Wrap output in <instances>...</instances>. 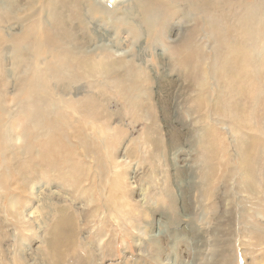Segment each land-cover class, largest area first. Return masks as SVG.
<instances>
[{
  "label": "rangeland",
  "instance_id": "374dc122",
  "mask_svg": "<svg viewBox=\"0 0 264 264\" xmlns=\"http://www.w3.org/2000/svg\"><path fill=\"white\" fill-rule=\"evenodd\" d=\"M41 1L43 0H39L43 4ZM173 1L178 2L173 5L171 0L168 1L171 2L172 9L162 13V17L157 16L151 27L142 24L148 31L139 38L136 29L126 25L121 13L112 20L110 23L112 27L108 29L116 32L117 44L120 45L119 41L124 40L133 45L132 54L129 56H133L134 77H129L126 69H122L120 73L126 75L121 81L123 84L118 82L110 86L112 83L107 84L100 79L99 84L96 83L98 85H92L91 97L96 101L93 116H84L71 109L53 114L52 108H55L56 104L61 105L69 96L73 97L70 93H74L70 91L71 87L61 86L62 83L60 84L58 80L50 82L46 87L35 86L28 89L27 85L23 89L21 99L33 97L36 92L38 93L36 98H27L20 104L25 102L31 105V108L27 109V114L36 110L39 115L33 117L30 114V117L32 122L40 123V128L34 130L27 128L26 119L22 122V127L17 133L23 135L25 147L33 144L32 139L35 136L42 135L46 130L49 132L47 141L40 139L34 145L36 151H44L41 158L32 157L36 166L38 165L36 168H43V172L38 175L39 182L42 181L43 193L36 206L38 196L34 193L35 190H19L20 183L13 186L17 188L15 190L9 187L10 183L7 180L3 182L6 190L14 192L0 194V264H12L11 260H14L12 250L18 245V240L23 239L29 249L37 241L34 234L37 224L33 220L22 225L20 224L22 219L14 220L12 217L14 208H17L19 213L28 206L34 208L32 210L36 217L43 221L44 226L58 222L61 218L58 211L62 207L66 208L67 216L72 217L75 225L67 227L64 224L65 227L69 230L78 228L77 234L82 233L89 246L88 250L82 249L81 246L77 247L76 258L80 263H85L89 258L92 260L101 258V264H122L125 261L123 257L127 256V264H147L150 255L145 253L147 256L144 254V258L139 257L137 247L134 245L140 238L139 231L145 224L143 220L145 209L137 198L143 189L148 203L156 199L155 196L160 198L156 213L152 211V215L157 217V214H162L170 229H174V225L180 221L179 215L183 208L190 216L189 223L182 232L188 234V239H179L174 255L168 248L166 240L162 238L163 250L159 257L164 262L173 260L172 264H189L197 261L200 257L195 250V244L199 237L198 227H202L208 228L207 235L215 240L212 248L214 251L211 250L208 254L211 257L208 264H264V195L256 196L255 191L252 194L248 190L243 170L238 167L242 158L237 140L239 138L240 142L243 140L254 142L260 148L251 161V168L255 171L256 180L264 187V138L258 134V129L264 125V59L261 60L257 53L243 49L237 52L230 45L232 42L235 43L229 35L236 33L233 29L237 22L230 7L231 2L234 4L236 0H226V8L219 5L212 10L217 14L223 12V20L221 17L213 19V26L217 32L207 29L205 22L197 16L191 0ZM57 2L61 6L64 3L62 0ZM133 2L138 3V0ZM247 2L252 3V0ZM160 3L155 2V6H159L158 12L161 13L167 7L160 8ZM87 4V0H65L64 10L62 9L60 13L65 17L67 14L68 21H71L68 28L73 29L67 32L64 38H71L70 42L75 45L89 41L86 37L90 34V25L83 20L76 22L75 17ZM258 7L257 19L258 21L260 19L259 24H263L259 25L263 30L264 0H259ZM135 9L139 11L141 7L136 5L131 9L136 14L133 17L137 19ZM119 18L122 20L121 24L117 21ZM52 19L55 23L54 18ZM204 19L208 20V17ZM173 25L183 27L176 43H171L167 39ZM126 28L128 31H125ZM237 28L238 32H241L238 22ZM43 34L42 37L46 41L53 37L52 33H45L47 36ZM141 41L143 46L138 50ZM39 52L38 56L37 54L34 56L37 63L45 56L42 51ZM249 65L253 69L259 65L261 68L257 72L252 69L247 70V74L241 72L242 67ZM204 74L206 79L208 78L209 90L200 91V82L203 81ZM80 77L82 78L81 74ZM213 83L218 88L215 95L209 87V84ZM54 84L56 89L53 90ZM82 84L85 85L83 82ZM78 92L83 94L81 90ZM211 97L222 106L218 112L212 109L211 104L203 107L198 105L200 99L206 103ZM236 104L240 110L237 118H234L228 111ZM83 111L87 112V109L83 107ZM23 119L20 118L18 121L21 122ZM10 128L11 124L3 121L0 133H5ZM210 128L215 132L216 153L212 162L208 164L200 143L204 131ZM229 129L237 131V136L229 134ZM258 139L260 141H257ZM4 140L0 137V149L2 143L3 147H6ZM125 144L128 150L125 151L128 152L125 155L129 163L123 166L117 158L120 155L119 148ZM174 147H180L176 149L178 156L175 155V158L178 166H182L175 170L169 161V151ZM250 149L254 151L252 146ZM2 152L4 150L0 154ZM2 160L3 157L0 155V171L4 170ZM33 161L29 162L32 166ZM115 165H118L117 168L112 170ZM211 167L215 171H212L213 182L209 188L202 187L204 176L211 174L208 169ZM25 168L29 170L28 167ZM134 170L137 173L136 183L129 184L133 183L134 179L128 178L130 172ZM31 175L34 177L35 174ZM186 176L189 179L194 177L192 181L195 183L186 181L183 185L186 196H181V191H177L174 181L176 178ZM192 184L196 187L194 192ZM53 192L60 194V201H56L57 195L55 197ZM147 213L151 215L150 211ZM99 237L103 238L104 242L102 252L98 249L103 254L102 257L99 256V251L95 252ZM41 250L44 251L43 246ZM168 254L173 256L172 259ZM34 256L37 261H43L46 259V252Z\"/></svg>",
  "mask_w": 264,
  "mask_h": 264
},
{
  "label": "bare ground",
  "instance_id": "6f19581e",
  "mask_svg": "<svg viewBox=\"0 0 264 264\" xmlns=\"http://www.w3.org/2000/svg\"><path fill=\"white\" fill-rule=\"evenodd\" d=\"M62 1L64 3L61 6L57 2V0H43L41 1L43 2V4L40 3L39 0H0V20H1L0 21V130L3 121H7L9 122V124H11L10 129H7L5 133H0V137L2 139H5L4 143L6 144V147H3V143H2L1 145L2 148L0 149V152L4 150V152L0 154L3 157V160L1 161L2 162L1 165H3L4 167V170L0 171V194L5 195L6 193L14 192L5 189V186L3 185L4 181L6 182L7 180L10 183L9 187L19 185L20 183L22 187L20 186L19 190L20 189H24L27 191L35 190L34 193L36 194V196H38L36 206L37 203L41 200V193H43V188L41 187L42 181L39 182L40 179L38 177V175L41 174V172H43V168H36L38 165L36 166L35 164L36 162L35 160L33 161L32 157L35 156L37 158H41V156L43 155L42 153L44 151H39V150L36 151L34 145L35 143L39 142L40 139L42 141L43 140L47 141V137H49V132H47L46 130L42 135L35 136L32 139L33 144H28L25 147L26 142L24 140V137L23 135L18 134L17 130L21 129L22 122L25 119L26 122L28 123V127H27L28 129L37 130L38 128H40V123L38 124L32 122L30 117V114L33 117H35V115L36 116L39 115L38 112H36V110H33L29 114H27V109L31 108V105H27L25 102L20 104L22 101H25L27 98L28 99L36 98L38 96V93L36 92L35 93L36 95H34L33 97L27 96L26 99H21L23 89L27 85H28V89L33 88L35 86L46 87L49 85L50 82L52 81L54 82L55 80H58L60 81V84L62 83L61 86L63 85L65 86V88L71 87L70 91H74V93H70V95H72L73 97L70 98L69 96V98H67L66 101L61 102L62 103L61 105L56 104L55 108H52V110H54L53 114L60 113L61 111H66L67 109L69 110L71 109L73 112L82 114L84 116H93L96 110L94 106V103L96 101H94L91 97L93 95L92 85L93 86L98 85L99 84L98 80L100 79L101 81L103 80L107 84L112 83L109 84L110 86L115 85V83L121 82L126 77L124 73H120L122 72V69H126L129 77H134L132 73L134 71L133 70L134 62L132 59L133 56L132 57L129 56L130 54H132L133 45L128 44L121 39H120L121 41H119L120 45L117 44L116 42L117 35H115L116 32L114 33V31L108 29L112 27L110 25L112 20L115 18L116 15L120 16L121 13V15L126 20V25H131L134 29H136L138 34L137 37L139 38L141 35L146 34L148 31L147 28L144 27L142 24L151 27L154 24V22H156L157 16L162 17L161 16L162 13H165L172 9V7L170 6L171 2L173 5L178 2V1L174 2L173 0H171V2H168L170 0L167 1L163 0L162 2L163 4H162L160 3L161 2L160 0H138V3L137 2L134 3L133 1L135 0H87L88 4L83 8V10L80 9L79 13L76 14L75 17L77 20L76 22L79 23V21L83 20V22L90 25V29H89L90 34L86 37L87 38L86 40L89 41L83 42V44L81 42L79 45H75L72 42H70L71 38L70 39L64 38L67 35V32L73 31V29L71 27L68 28V24L70 20L68 21L67 14L66 17L65 15L64 16L60 15L63 7H65L64 6L65 0ZM191 1H192L191 5L193 4V6L196 8L195 11L199 19L204 21L205 24L208 26L207 29L217 32L216 28L213 26L214 24L213 19H217L218 17H221L223 20L224 19L222 15L223 12L219 10V13L220 12L221 13L217 14L215 12H212V10L218 8L219 5L226 8L227 1L226 0H191ZM247 1L248 0H236L234 4L231 2L232 7H230V9L231 8L233 9V14L234 17L236 18L235 20H237V22L240 24L241 32H238L237 22H236L234 29L232 28L233 30H235L236 33L229 35L231 38L235 40V43L232 42L230 45H232L233 47L232 49L237 50V52L238 50L241 51L243 49L245 51L257 53L258 55L261 56V60H263L264 59V29L262 26L261 27L263 30L259 28L260 27L259 25H263V24H259L260 19L259 21L257 19L258 18L257 13L259 12L257 11V8H259L258 7L259 0H252V3H248ZM155 2L160 3V8L167 7V9L162 10L161 13L158 12L159 6H155ZM136 5L141 7V10L139 11L135 9L136 13L138 14L137 19L133 17V15L136 16V14L133 10H131L132 8H135ZM51 17L54 18L55 23L52 22L53 19ZM207 17L208 20H205L204 18ZM117 21L120 24L122 23L121 18H119ZM44 26H46L48 29L45 28ZM182 28H183L182 26L173 25V28H171L173 30L170 33H168L167 39L171 43H176L180 38V34L183 31ZM125 31H128V29ZM42 33H44L43 35H46L45 33H52L53 37L48 38V41H46L44 37H42ZM261 35L262 38H260ZM142 46H143V42L141 41L138 46V50H140ZM39 51H42L45 54V56H43L42 59L38 60L37 63L34 56L35 54H37L38 56ZM260 68H261L260 65L258 68L256 67L255 69H253L249 65L247 67H242L241 72L244 71L247 74V70L249 69H252L257 72ZM75 71H79V73H75ZM80 74L82 75L83 79L80 77ZM206 76H208V73H206ZM206 76L204 74V79L202 82H200V86H201V88H199L200 91L208 89V84H207L208 78L206 79ZM210 79L214 80L211 77ZM82 82L85 85H83ZM85 82H87L88 84H86ZM121 84L123 83L121 82ZM79 85L82 87H78ZM228 85L230 86L231 84H229L228 82ZM52 87L53 90L56 89L55 84L52 85ZM209 87L210 90L212 91V94L214 93L215 95L216 89H218L216 88V85L214 83L209 84ZM232 87L234 88V90L236 89L234 85ZM95 89L98 88L95 87ZM79 90H81L83 94H80L81 92L79 93L78 92ZM233 91L232 93H234ZM236 91L237 90H235V92ZM203 95L202 97H204ZM58 96L61 97L60 95ZM160 102L161 101H159V103ZM210 104L212 109L217 112L219 109L220 110L222 109L221 104H219V102H217L216 100H212V97L210 101H207L206 103L205 101L202 102V99H200L198 103V105H201V107L208 106ZM237 105L238 104L234 105L228 111L230 116L234 118H237L236 115L240 110L239 106L237 107ZM83 107L87 109V112L83 111ZM211 107H210V112H211ZM205 117L207 118V115H205ZM20 118H24V119L21 122H19L18 120ZM222 129L224 131L226 130V128H221V130ZM228 133L233 136H237V131L235 130L229 129ZM214 134H215L214 129L211 128L207 129L206 131H204L202 135L203 139L200 143L203 147V151L205 154L204 157H206L205 159L208 164L212 162L211 160L216 153V148L214 146ZM258 134L262 135L264 138L263 124L258 129ZM237 140L239 143V151L241 153V158H242V162H239L238 167L240 170L241 169L243 170V174L246 178V181L248 182V190L252 194L255 191L256 196L264 195V187L261 185L260 181L256 180L255 171L253 168H251V161L257 155L258 149L260 148L257 147L254 142L249 143L244 140H243L244 142L243 141L240 142L239 138H237ZM257 141L260 140L258 139ZM251 146L253 147L254 151H251L250 149ZM41 148L43 149V147ZM178 148L174 147L169 151V155H170L169 161H171L174 170L178 167L180 168L182 167V166H178V161L175 158L177 152L176 149ZM126 150L127 149L125 144L123 147L119 148V152H118V154L120 155L117 158V160L119 159L118 161L121 162L123 166L125 164L128 165L129 163L128 157L125 155L126 153H128V152L125 153ZM17 159H21L22 161H17ZM31 161H33V166L29 163ZM117 166L115 165L112 168V170L116 169ZM21 167H23V169H21ZM25 167H28L29 170H27ZM208 169H210L211 174L210 175L207 174L204 176L202 187L205 188H209V186L213 182L212 171H214V168L211 167ZM134 171H131L129 174L130 178H128V180L134 179L133 183L130 182L129 184L136 183L135 180L137 177V173L136 171L135 172ZM31 173L35 174L34 177L31 175ZM193 179L194 177H191V179H189L188 176L184 178L175 179L174 186L178 192L181 191V196H186L184 195L185 189L183 190V188H185L183 187L184 183L188 180H190L191 183H195L192 181ZM249 181H252V183H250ZM192 187H193L192 192H194V189L196 187H194L193 184ZM13 189L16 190L17 188L13 187ZM52 194L55 197L57 195L56 201H60L61 196L59 193L56 194L55 192H53ZM144 195H145V189L140 190V193L137 196V198L141 201L145 209L144 211L145 218H143L145 224L143 225V229L139 231L140 238L137 239V241H135L134 245L137 247V250L139 252L138 253L139 257H143L145 253H147V255L148 254L150 255V257H148L149 262L147 264H169V263L172 264L173 260H171L172 262H164V260L163 259L161 260V257H159V254L163 250L161 247L162 238L166 240V244H168V248L170 249L172 255H174V250L176 248V245L179 243V239L181 238L188 239V234L185 233L182 234V232L186 227V225L189 223V219H190L189 213H187V211L183 208L184 210L182 209V213L179 215L180 221L177 222L176 225H174L173 227L174 229H170L171 227L170 228L167 227L168 223L162 214H157L158 215L157 217L156 216L154 217V215H152L153 212L156 213L155 209L158 207V202L160 198L158 196H155L156 199H152L150 203H148L145 200ZM10 204H12V202H10ZM32 209H34L32 206H28L27 208H24L22 212L19 213L17 211V208H14L12 210V217L14 218V220L22 219V222L20 224L25 225L26 222L29 220H33L37 224L34 230V234H36L37 236V241L35 245L29 249L28 246L23 242V239L18 240V245L12 250L14 255V260H11L12 264H18V263L19 264H101L100 263L101 258L99 259L94 258V260L89 258V260L86 261L85 263H80L77 260L76 258V255L78 253L76 250L77 247L81 246L82 249L88 250L89 246L86 242L87 241L86 237L83 236L82 233L77 234L79 231L78 228L69 230L68 228L65 227L64 224H66L67 227H73L75 225L74 222H72L73 221L72 217L67 216L66 214L67 210L65 207L60 208V210L58 211V213H61V218L59 219V221L50 226H44L43 221H41L40 218L38 219L36 217L35 212ZM148 211L151 212V215L147 213ZM259 215L260 214H258V216ZM198 231H199L198 232L199 237H198V241L196 239L197 243L195 244L196 245L195 250L197 253H199L200 258L197 261L190 262L189 264H208L210 261L209 259H211V257L208 256V254L210 253L212 248H214L213 242H215V240L209 238V236L207 235L208 228L204 229L202 227H198ZM103 237L105 238V235ZM97 241H96L97 244H96L95 252L96 250L99 251L98 249L101 250L102 246L104 245L103 238L101 239V237H99ZM41 246H43L44 251L41 250ZM43 252H46V259L43 261H37V258H35L34 255ZM101 252L99 251L100 257L103 256ZM147 255L145 254V256ZM172 255L170 256V254H168L170 258L173 257ZM203 255H205V257L201 258ZM123 258H125V261L122 264H127L128 257L126 256ZM193 259L195 260V258Z\"/></svg>",
  "mask_w": 264,
  "mask_h": 264
}]
</instances>
